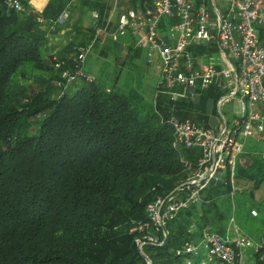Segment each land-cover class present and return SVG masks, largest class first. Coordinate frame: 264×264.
I'll use <instances>...</instances> for the list:
<instances>
[{
	"label": "trees",
	"instance_id": "1",
	"mask_svg": "<svg viewBox=\"0 0 264 264\" xmlns=\"http://www.w3.org/2000/svg\"><path fill=\"white\" fill-rule=\"evenodd\" d=\"M21 3L24 12L0 0V264H178L187 257L184 245L207 225L205 215H212L222 233L219 224L228 217L218 211V201L228 202L231 191L223 183L200 192L203 215L192 205L167 221L166 238L146 244V257L136 244L141 233L130 230L137 220L148 221V204L180 189L197 167V148L173 145L171 114L211 128L206 110L211 105L215 113L224 94L213 86L198 88L197 101L185 98L172 106L161 93L162 82L151 102L133 89L118 91L113 84L140 49L96 36L92 24H81L93 10L102 24L109 0H48L42 11ZM64 9L69 18L57 25ZM59 28L71 30L73 38L57 55L43 58L41 47ZM259 38L263 44L264 28ZM104 41L106 48L99 46ZM90 43L102 57L116 55L119 67L110 87L77 61ZM195 51L217 54L203 43ZM24 66L44 76L20 84ZM78 69L94 81L61 77ZM241 159L236 179L253 180L257 189L264 181V158L245 152Z\"/></svg>",
	"mask_w": 264,
	"mask_h": 264
},
{
	"label": "built area",
	"instance_id": "2",
	"mask_svg": "<svg viewBox=\"0 0 264 264\" xmlns=\"http://www.w3.org/2000/svg\"><path fill=\"white\" fill-rule=\"evenodd\" d=\"M4 1L17 12L25 11L23 0ZM109 1L111 8L102 24L98 11L89 13L96 36L104 34L117 41L129 34L134 47L144 51L145 63L160 73L161 93L172 106L185 98L194 101L196 89L211 86L224 94L218 108L235 97L239 106L230 123L220 114V128H205L171 114L174 147L197 148L200 156L186 186L148 204V221L134 224L131 231L140 233L148 234L153 227L156 234L145 235L146 240L139 244L154 245L160 236L163 241L166 238L165 223L199 203L200 192L210 183L229 184V197L234 196L235 168L244 153L245 140H258L264 133V43H260L261 28L255 27H264V0ZM68 18L64 9L55 23L64 25ZM163 31L165 37L160 35ZM201 43L216 48L217 62L202 65V60L212 56L196 54ZM90 51L91 45L81 48L77 61L83 65ZM61 77L68 82L77 78L94 81L92 75L79 69L65 70ZM250 215L258 218L259 212L250 210ZM229 224L222 233L206 225L199 228L200 240L184 245L186 258L194 260L178 264H264V237L253 241L232 221Z\"/></svg>",
	"mask_w": 264,
	"mask_h": 264
},
{
	"label": "rangeland",
	"instance_id": "3",
	"mask_svg": "<svg viewBox=\"0 0 264 264\" xmlns=\"http://www.w3.org/2000/svg\"><path fill=\"white\" fill-rule=\"evenodd\" d=\"M30 2L32 7L38 11H42L45 4L48 0H27ZM73 18L71 21V25H73L76 21V13L72 14ZM81 24L84 28L90 27L92 22L90 21L87 14H85L81 18ZM72 27V26H71ZM258 28H264L260 26H255ZM161 36L165 37L167 33L165 31L160 33ZM73 38L72 31L68 28H59L56 30L55 34H51L48 36L46 44L41 47L40 52L43 58L48 56L57 55V53L66 47L70 40ZM119 41L126 45H134V41L132 37L128 34L119 38ZM92 43V42H91ZM91 43L89 45H91ZM261 43V42H260ZM105 44V45H104ZM104 45V46H103ZM107 42L104 41L99 46L106 48ZM85 47V46H83ZM94 50L91 48L87 56V60L85 61L86 70L91 72L93 75H96L100 82L105 87H110L113 83L112 80L114 78V74L116 72V67L119 65L116 63V55L108 54L107 57H102L99 55V50ZM218 61V55H213L209 60H202V65H206L209 63H215ZM200 62V63H201ZM21 71V70H20ZM117 75V72H116ZM115 75V76H116ZM44 75L39 73L36 70H32L26 66L22 68L21 74L19 76L18 81L20 84H33V78H41ZM17 79V78H16ZM162 78L157 68L150 67L145 63V53L140 50V56L138 58H133L128 61V64L123 70L120 72V75L117 79V82L113 85H116V89L118 91H128L133 89L137 91L145 101L151 102L153 97L154 88L157 84L161 83ZM115 82V81H114ZM195 92V91H194ZM198 96H196L195 100L197 101ZM239 112V106L236 103V97L232 99L226 100L220 108H218V103L215 106V113H213L212 106L209 105L206 114L209 117L210 124L213 128H220L223 123V119L220 114H222L228 123H230L231 119ZM242 141V139H239ZM245 152L258 153L264 155V133L258 140L254 139H246L245 140ZM243 153V154H244ZM240 162H242L240 156ZM234 187L235 193L231 198L229 197L228 202L226 201H218L219 209L218 211H224L227 215V221L219 224L221 228L225 230V228L231 223V221L236 225L238 231L248 236L253 241H258L261 237H264V181L260 184V186L255 189L253 180L240 179L237 180L234 177ZM187 183V182H186ZM186 185H183L185 187ZM181 187V188H183ZM180 188V189H181ZM171 193V192H170ZM167 195V194H166ZM200 202L196 204V210L198 211V215H203V210L200 207ZM250 210H256L259 212L258 218H253L250 215ZM207 219V225L212 227L214 230L217 228L216 222L212 219V215L209 213L205 215ZM140 222L137 220V223ZM210 223V224H208ZM134 228V227H133ZM132 230V229H131ZM130 232H135L131 231ZM138 232V231H137ZM156 232L153 230L147 234L141 232V237L136 239V244L141 252H143V247L145 244H139L142 242L143 237L145 235H154ZM230 236H233V233H230ZM157 237V236H156ZM140 240V241H138ZM200 240L199 234L196 235L195 241L198 242ZM144 253V252H143ZM187 259L194 260L193 258H182L181 263H185ZM148 264V261L146 262Z\"/></svg>",
	"mask_w": 264,
	"mask_h": 264
},
{
	"label": "water",
	"instance_id": "4",
	"mask_svg": "<svg viewBox=\"0 0 264 264\" xmlns=\"http://www.w3.org/2000/svg\"><path fill=\"white\" fill-rule=\"evenodd\" d=\"M185 185H186V184H185ZM181 187H183V186H181ZM181 187H180V188H181ZM141 253L143 254L144 257H146L145 254H144L143 252H141ZM147 261H148V264H150V263H149V260H147Z\"/></svg>",
	"mask_w": 264,
	"mask_h": 264
},
{
	"label": "crops",
	"instance_id": "5",
	"mask_svg": "<svg viewBox=\"0 0 264 264\" xmlns=\"http://www.w3.org/2000/svg\"><path fill=\"white\" fill-rule=\"evenodd\" d=\"M29 4H30V2H29ZM46 4H47V3H46ZM46 4H45V6H46ZM30 6L32 7V5H31V4H30ZM45 6H44V7H45ZM44 7H43V8H44ZM32 8H33V7H32ZM212 128H213V126H212Z\"/></svg>",
	"mask_w": 264,
	"mask_h": 264
}]
</instances>
